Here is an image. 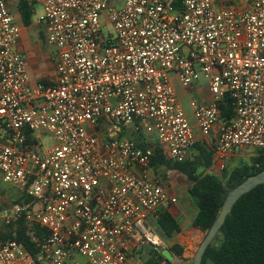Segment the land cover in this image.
<instances>
[{"label": "built area", "instance_id": "2783aa9c", "mask_svg": "<svg viewBox=\"0 0 264 264\" xmlns=\"http://www.w3.org/2000/svg\"><path fill=\"white\" fill-rule=\"evenodd\" d=\"M14 1L42 6L52 80H31ZM173 77L185 89L206 80L211 102L190 107L205 139L219 127L210 169L225 171L238 150L264 152V0H0V175L33 199L0 209V229L25 222L36 249L14 232L0 264H143L136 250L162 253L149 221L178 200L154 174L157 145L122 133L154 135L172 163L194 157Z\"/></svg>", "mask_w": 264, "mask_h": 264}, {"label": "trees", "instance_id": "16d2710c", "mask_svg": "<svg viewBox=\"0 0 264 264\" xmlns=\"http://www.w3.org/2000/svg\"><path fill=\"white\" fill-rule=\"evenodd\" d=\"M17 10L25 26L33 24L34 4L19 1ZM220 109L223 120H231L234 117V108L229 98L220 104ZM122 136L131 137L142 148L151 144L145 135L135 131L127 133L125 129ZM196 149L198 151L193 158L181 163H172L164 157L157 145L152 166L154 171L161 167L174 170L190 181L189 194L197 206L194 226L206 233L218 217L228 193L248 177L264 170V152L260 151L250 163H243L235 168L227 182H224L218 176L201 171L212 165L213 148L197 145ZM22 198L19 203L33 201L25 194ZM158 223L169 237L180 231L178 223L167 211H160ZM7 228L9 232L1 234L2 242L15 238L13 233L17 232L16 239L23 243L32 254L36 253L25 222H20L16 230L13 226ZM43 232L42 229L36 228L38 235ZM171 250L178 256H182L184 252V249L179 246H173ZM149 253L151 258L144 264H161L164 261L160 252L152 249ZM203 264H264V184L245 194L234 206L220 233L207 249Z\"/></svg>", "mask_w": 264, "mask_h": 264}, {"label": "crops", "instance_id": "0c3cea01", "mask_svg": "<svg viewBox=\"0 0 264 264\" xmlns=\"http://www.w3.org/2000/svg\"><path fill=\"white\" fill-rule=\"evenodd\" d=\"M14 15L17 23L19 24L22 30L20 48L22 52L24 51V49H26V47L31 49V51H29L30 58H28L27 60V65L32 82L35 83L38 81L52 80L55 75V66L50 61V57L41 52L40 47L37 44V40H36L37 39L36 31L31 32L30 30L31 28H35L37 25L32 24L27 27L24 25L22 18L18 12L14 13ZM32 43H34L35 45ZM176 91L179 95L180 101H183V99L186 100L188 99L189 101L190 109H187L185 107L184 109L188 114L192 125L195 128V132L198 138L197 145L209 146L213 148V145L216 143L218 138L219 127L218 126L215 127L211 137L209 139H205L197 127V122L193 116V112L190 107V100L192 99H196L199 102H203V103L211 102L212 95L208 87L206 86V84L204 86H200L199 83H197L196 85L188 89L181 87V89L178 90L176 88ZM197 151L198 150L195 148L194 153H196ZM210 167L208 169H210ZM212 174L219 177V175L216 173H212ZM161 183L165 188V190H167V192L171 196L176 197L178 200L177 203L172 204L169 208L164 209V211L170 213L171 216L176 220V222L179 225L180 231L174 233L171 237H169L165 233V231L160 227L158 221H155L153 222V225L151 224L150 225L152 226L154 232L164 242L165 249H170L172 255L175 257L174 264H193L194 256L196 254L197 248L205 237V232L202 229L194 226V221L197 215V206L195 205V202L193 201V199L189 194V189L186 192H178L177 191L178 189L176 190L174 187L168 186L167 182L161 181ZM155 224L157 225L155 226ZM132 244L134 246L135 242L132 241ZM173 246H179L184 249L182 256H178L171 250ZM152 249H153L152 247H143L141 250H136L135 256L144 264L146 260L151 258L149 252ZM161 264H167L165 262V258Z\"/></svg>", "mask_w": 264, "mask_h": 264}, {"label": "rangeland", "instance_id": "374dc122", "mask_svg": "<svg viewBox=\"0 0 264 264\" xmlns=\"http://www.w3.org/2000/svg\"><path fill=\"white\" fill-rule=\"evenodd\" d=\"M17 1H14L12 9L13 13L18 12L17 11V6H18ZM16 6V7H15ZM42 13V6L41 5H35V14H34V18H33V24L37 25L35 28H31V32L36 31V40H37V44L40 47V50L42 53H44L45 55L50 57V61L52 62V58L55 57L56 55V48L53 47L52 45H49L46 41V34H45V30L44 27L41 25H38V18L40 16V14ZM36 43V42H34ZM32 43V44H34ZM35 45V44H34ZM28 51V53H27ZM29 51H31V49L27 48L24 49L23 54H24V58L26 60H28V58H30V54ZM53 63V62H52ZM174 80V85L175 87L179 90L181 89V85L179 84V82L176 80L175 77H173ZM49 81V80H47ZM206 84V80L203 79V77L200 78V82L199 85L200 86H204ZM183 107L190 109L189 108V101L188 99H183V101H181ZM134 129L133 128H129V132H132ZM150 142L154 145H158L157 141H156V137L154 135H148L147 137ZM44 142L46 145H51L53 143L52 141V137L51 136H46L43 138ZM260 151L257 150H253V149H243V150H238L237 154L235 156H233L231 159H229L228 164H227V168L225 169V171H220L217 169H204L201 171H203L202 173L206 172V173H216L219 175V177L224 181L227 182L230 173L237 168L238 166L242 165L243 163H250L257 155H259ZM154 174L160 178L161 181L163 182H167L166 184L170 187H174L178 192H186L190 186L191 183L190 181L182 174L174 171V170H170L168 168L165 167H161L158 170L154 171ZM23 193L14 188L13 186L5 183L3 181L2 176L0 175V209L3 208H7V207H11L15 204H19V201L22 200L23 198ZM22 203V202H21ZM153 222L150 220L149 223L151 225H153ZM157 224H155L156 226ZM9 229L7 227H3L0 229V242H2L1 240V234H5L8 233ZM78 264H89L88 261L81 256H77L76 257ZM44 264H48V263H44ZM68 264H75L73 262H69Z\"/></svg>", "mask_w": 264, "mask_h": 264}, {"label": "water", "instance_id": "95a60500", "mask_svg": "<svg viewBox=\"0 0 264 264\" xmlns=\"http://www.w3.org/2000/svg\"><path fill=\"white\" fill-rule=\"evenodd\" d=\"M262 184H264V170L258 174L248 177L244 182L236 186L228 193L218 217L214 221L211 228L205 233L204 239L197 248L193 264H203V259L207 249L220 233L228 215L232 212L234 206L245 194L251 192ZM162 256L165 258V262L167 264L175 263V257L172 255L170 249H164L162 251Z\"/></svg>", "mask_w": 264, "mask_h": 264}]
</instances>
